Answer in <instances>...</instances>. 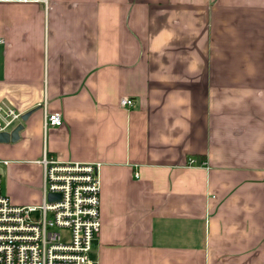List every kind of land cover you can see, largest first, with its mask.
<instances>
[{"label": "crops", "instance_id": "0c3cea01", "mask_svg": "<svg viewBox=\"0 0 264 264\" xmlns=\"http://www.w3.org/2000/svg\"><path fill=\"white\" fill-rule=\"evenodd\" d=\"M0 37L11 203L99 161L94 264H264V0H0Z\"/></svg>", "mask_w": 264, "mask_h": 264}, {"label": "built area", "instance_id": "2783aa9c", "mask_svg": "<svg viewBox=\"0 0 264 264\" xmlns=\"http://www.w3.org/2000/svg\"><path fill=\"white\" fill-rule=\"evenodd\" d=\"M132 103L127 96L119 99L123 107ZM20 115V111L0 103V131H10ZM43 124L61 125L60 113L44 111ZM39 162V204H13L0 186V264H94L89 252L101 225V162L60 160L45 151ZM188 163L195 164V159L189 158ZM49 194L57 197L50 199ZM31 211H38L39 216L32 219Z\"/></svg>", "mask_w": 264, "mask_h": 264}, {"label": "water", "instance_id": "95a60500", "mask_svg": "<svg viewBox=\"0 0 264 264\" xmlns=\"http://www.w3.org/2000/svg\"><path fill=\"white\" fill-rule=\"evenodd\" d=\"M30 112L22 114L21 120H25ZM23 129V124L20 122L10 131H0V143L15 142L19 139V132ZM55 195L49 194L50 199H55Z\"/></svg>", "mask_w": 264, "mask_h": 264}, {"label": "rangeland", "instance_id": "374dc122", "mask_svg": "<svg viewBox=\"0 0 264 264\" xmlns=\"http://www.w3.org/2000/svg\"><path fill=\"white\" fill-rule=\"evenodd\" d=\"M3 184H4V183H3ZM2 191H3V187H2ZM38 216H39L38 211H31V212H30V217H31L32 219H36Z\"/></svg>", "mask_w": 264, "mask_h": 264}]
</instances>
